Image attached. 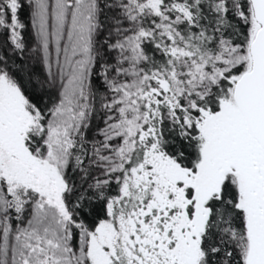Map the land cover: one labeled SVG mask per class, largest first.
I'll list each match as a JSON object with an SVG mask.
<instances>
[{
    "label": "snow or ice",
    "instance_id": "6c2138e0",
    "mask_svg": "<svg viewBox=\"0 0 264 264\" xmlns=\"http://www.w3.org/2000/svg\"><path fill=\"white\" fill-rule=\"evenodd\" d=\"M0 264H264V0H0Z\"/></svg>",
    "mask_w": 264,
    "mask_h": 264
}]
</instances>
